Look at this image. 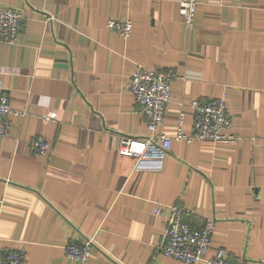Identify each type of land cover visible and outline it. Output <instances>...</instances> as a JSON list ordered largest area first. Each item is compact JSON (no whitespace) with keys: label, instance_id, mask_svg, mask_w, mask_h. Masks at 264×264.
Here are the masks:
<instances>
[{"label":"crops","instance_id":"0c3cea01","mask_svg":"<svg viewBox=\"0 0 264 264\" xmlns=\"http://www.w3.org/2000/svg\"><path fill=\"white\" fill-rule=\"evenodd\" d=\"M178 2L0 0L24 15L17 41L0 43V95L17 113L0 136V255L78 264L63 248L89 239L87 264H185L160 251L163 206L176 205L191 228L214 219L204 259L221 249L231 264H264V0H197L189 31ZM110 18L131 20L127 39ZM136 66L177 76L166 135L181 111L191 132L193 100L224 98L226 138L172 139L159 160L119 156L120 135L147 133L128 90ZM32 138L50 143L46 156Z\"/></svg>","mask_w":264,"mask_h":264},{"label":"built area","instance_id":"2783aa9c","mask_svg":"<svg viewBox=\"0 0 264 264\" xmlns=\"http://www.w3.org/2000/svg\"><path fill=\"white\" fill-rule=\"evenodd\" d=\"M197 0H179L178 11L182 26L191 30L197 8ZM23 12L11 7H0V43L14 44L17 41ZM107 29L127 39L133 29L131 20L110 18L106 23ZM177 76L171 70L157 71L136 66L128 78V90L134 98L139 111L147 116V133L140 136L120 135L116 146L119 156L142 159H162L170 150L172 139L190 143L193 140L221 141L226 138L225 132L230 125L224 98L212 100H193L192 130L189 134L182 131L184 112L177 117V132L172 137L162 131L167 104L171 95V81ZM9 105L6 93L0 95V136L8 135V118L15 115ZM29 148L34 155L46 156L50 143L43 138H32ZM164 230L160 251L164 256L185 264H231L223 250H216L207 259L204 253L211 243L214 219H208L200 228H191L185 222L191 212L181 206H163ZM161 204H157L154 214H160ZM93 242L91 240H70L63 248L64 256L77 262L87 264ZM0 264H26L22 249L10 250L0 255Z\"/></svg>","mask_w":264,"mask_h":264}]
</instances>
